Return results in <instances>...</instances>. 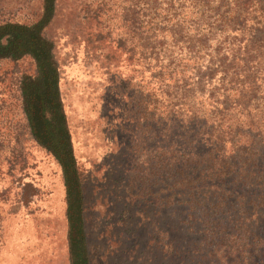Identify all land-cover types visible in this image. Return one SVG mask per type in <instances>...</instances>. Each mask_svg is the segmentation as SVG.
<instances>
[{"label":"rangeland","instance_id":"374dc122","mask_svg":"<svg viewBox=\"0 0 264 264\" xmlns=\"http://www.w3.org/2000/svg\"><path fill=\"white\" fill-rule=\"evenodd\" d=\"M44 7L0 0V26H37L47 52L79 192L78 258L61 162L28 138L20 90L39 73L22 51L0 58V264H264V175H251L259 173L250 165L228 173L225 188L195 179L191 199L163 192L158 128L145 127L137 107L147 73L132 55L128 3L54 0L42 22Z\"/></svg>","mask_w":264,"mask_h":264},{"label":"trees","instance_id":"16d2710c","mask_svg":"<svg viewBox=\"0 0 264 264\" xmlns=\"http://www.w3.org/2000/svg\"><path fill=\"white\" fill-rule=\"evenodd\" d=\"M53 2L48 15L43 8L42 22L49 19ZM120 2L129 6L123 16L134 61L147 73L137 86V107L145 113V127L152 133L158 128L162 147L155 160H160L163 192L191 199L200 187L195 179L210 178L203 186L225 188V176L244 173L247 165L259 173L251 175H264L259 165L264 164V0ZM26 32L38 39L37 26H0V58L23 54L17 52V39ZM123 41L117 42L120 49ZM36 72L39 78L20 90L28 138L60 160L32 133L27 97L42 85L38 67ZM3 103L0 98V111L6 110ZM43 123L56 138L53 118L44 115Z\"/></svg>","mask_w":264,"mask_h":264},{"label":"water","instance_id":"95a60500","mask_svg":"<svg viewBox=\"0 0 264 264\" xmlns=\"http://www.w3.org/2000/svg\"><path fill=\"white\" fill-rule=\"evenodd\" d=\"M52 0H44L45 3V15H48L49 9L51 7ZM33 54V58L39 62V68L42 72H48L51 79L49 80L48 86L53 93V99L56 100L55 96V79L53 70L46 65L40 62L41 59L45 58V53L41 50V48L37 47L34 49L29 50ZM47 92V89H46ZM45 94V93H44ZM41 103L37 96H30L29 103H28V113H29V120L32 129V133L34 138L43 146L49 144V139L45 133V128L42 121L41 115ZM58 108V105L54 106ZM54 120L56 123L61 122L60 116L55 115ZM66 140V136L64 135ZM67 151L69 148L66 146L65 143V153L66 156ZM61 168L64 175L65 183H66V190H67V197H68V204H67V211H68V220L70 222V233H69V240H70V248H71V255H74L73 252V245H74V238L78 235V239L80 238L79 235V226H80V200H79V192L77 189V182L75 174L70 171L69 167L65 165L64 162H61ZM77 264H83L82 261H78Z\"/></svg>","mask_w":264,"mask_h":264},{"label":"flooded vegetation","instance_id":"af4514ba","mask_svg":"<svg viewBox=\"0 0 264 264\" xmlns=\"http://www.w3.org/2000/svg\"><path fill=\"white\" fill-rule=\"evenodd\" d=\"M17 46L18 49L17 51L18 52H22V51H26V52H29L32 57H33V54L29 51L30 49H34V48H41V50L45 53V58L44 59H41L40 62L44 65H46V52L45 50L43 49V47L41 46V44L39 43L37 37L32 33V32H26L25 33V37L24 38H18L17 39ZM36 62V65L41 73V81H42V85L41 87L39 88V90L37 92H35L34 94H30V96H37L40 100V103H41V115H42V121H44V113H43V108H45L46 111H50V113L52 114V118H53V121H54V124H55V127H56V130H55V135H56V138H54L53 136H51V134H49V132L46 131V127L44 125V128H45V133L49 139V144L46 145L47 147L51 148V150L53 152H56V154H58L59 150H62V154H63V157H60V162H64L65 165L67 167H69V165L67 164L65 158L66 156L64 155L65 153V138H64V133L62 132V130L60 129V125L59 123H56L55 120H54V116L58 114L57 113V109L54 107L56 105V100H54L52 97H53V93L51 91V89L49 88L48 86V83H49V80L51 79V77L49 76V73L48 72H42V70L39 68V62L37 60H35ZM46 89H47V92H46ZM45 93V94H44ZM29 103V98L27 97V105ZM79 230V229H78ZM78 242H79V239H78V235L74 238V245H73V252H74V255H73V258L74 259H77V254H78ZM80 261V260H77V262Z\"/></svg>","mask_w":264,"mask_h":264}]
</instances>
